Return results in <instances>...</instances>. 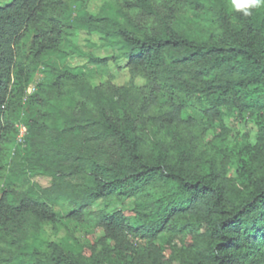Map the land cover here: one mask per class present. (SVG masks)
Returning <instances> with one entry per match:
<instances>
[{"label":"trees","instance_id":"1","mask_svg":"<svg viewBox=\"0 0 264 264\" xmlns=\"http://www.w3.org/2000/svg\"><path fill=\"white\" fill-rule=\"evenodd\" d=\"M69 1L73 18L66 0L0 5V179L11 164L16 123L26 125L31 148L76 89L83 95L76 99L78 109L90 102L92 112L70 116L75 129L89 126L93 139L110 138L117 150L108 160L87 158L76 206L65 215L23 189L0 187V264H170L154 243L170 227L190 235L177 264H264L262 22L253 12L247 17L236 12L235 30L228 29L225 44H219L189 39L167 20L154 30L129 23L130 11L155 14L149 0L125 1L129 12L120 18L90 14L87 0ZM74 26L116 41L125 66L144 84L91 88L51 62L50 56L67 53V31ZM39 67L44 77L26 95ZM228 118L254 122L255 140L226 143ZM210 131L213 137L204 143ZM105 197H133L134 208L92 216L87 205ZM64 220L102 228L113 250L84 246L86 254L78 255L43 238L45 225L65 227ZM131 234L147 245L138 250ZM34 240H43L44 249L25 251Z\"/></svg>","mask_w":264,"mask_h":264},{"label":"rangeland","instance_id":"2","mask_svg":"<svg viewBox=\"0 0 264 264\" xmlns=\"http://www.w3.org/2000/svg\"><path fill=\"white\" fill-rule=\"evenodd\" d=\"M10 0H0V5H5ZM72 18L76 15L74 4L66 0ZM125 1L127 0H87V11L95 15L99 12L107 13L120 18L123 12H129ZM155 14L138 11L129 12V23L147 30H154L160 26L162 20L169 24L181 35L201 41L218 42L225 44L226 31L235 30L237 17L235 11L228 7V0H191L189 3H180L176 0H149ZM256 22H262L264 30V9L252 10ZM68 42L65 48L67 53L50 56V61L58 64L62 69L78 75L83 84L88 87L115 90L131 85L142 86V76L131 72L125 66L120 56L119 44L106 38L103 34L88 31L84 26H74L67 31ZM68 47L70 49H68ZM26 52V50H25ZM94 58L105 59L104 62L95 63ZM43 67H39L33 81L26 90V95L35 90L37 83L42 81ZM82 93L79 89L70 93L62 103L63 114L48 118L49 127L46 133L38 137V142L32 141L31 148L24 143L15 140V147L11 153V164L2 174L0 187L7 185L17 189H23L30 195L50 203L53 209L60 215H65L73 209L76 196V188L84 179L83 169L87 165V158L95 156L99 159H111L117 150L114 141L108 139H93L94 130L86 127L84 130H76L73 119L75 112L84 117L92 112L90 102H85L83 108L78 109ZM86 100V99H85ZM116 100V98H114ZM229 128L226 143L244 145L253 142L257 132V125L252 121H244L240 118H228ZM23 123V122H22ZM73 126V128H70ZM214 132L210 131L203 142H209ZM53 146L54 151H47ZM210 147L206 145L204 150ZM49 153H47V152ZM210 153H216L210 149ZM46 153V155H45ZM220 153H218V158ZM39 171H44L40 173ZM56 173V176H55ZM228 175L234 176L233 168ZM133 197H105L95 200L87 205L86 210L94 216L110 214L118 210L130 211L134 208ZM64 226L52 228L45 225L43 238L54 242L68 252L85 255V247H93L96 252L101 250H113L114 243L106 237L102 228L91 222H74L64 220ZM129 223L132 221L129 219ZM189 228L200 231L199 225L190 223ZM170 227L166 232L158 235L155 245L163 249L164 259L170 264H177L186 255V248L190 241V235L186 230H174ZM138 250L147 245V241L136 235H129ZM25 248L30 251L32 247L44 249L43 240H34Z\"/></svg>","mask_w":264,"mask_h":264},{"label":"clouds","instance_id":"3","mask_svg":"<svg viewBox=\"0 0 264 264\" xmlns=\"http://www.w3.org/2000/svg\"><path fill=\"white\" fill-rule=\"evenodd\" d=\"M227 7L231 11L240 12L247 17L252 14L254 9H264V0H228Z\"/></svg>","mask_w":264,"mask_h":264},{"label":"built area","instance_id":"4","mask_svg":"<svg viewBox=\"0 0 264 264\" xmlns=\"http://www.w3.org/2000/svg\"><path fill=\"white\" fill-rule=\"evenodd\" d=\"M17 132H16V141L20 142L21 144L25 143V137L27 134V127L22 122H17L15 125Z\"/></svg>","mask_w":264,"mask_h":264}]
</instances>
